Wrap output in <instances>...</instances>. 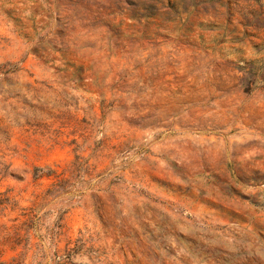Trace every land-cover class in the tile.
Segmentation results:
<instances>
[{"label":"rangeland","instance_id":"1","mask_svg":"<svg viewBox=\"0 0 264 264\" xmlns=\"http://www.w3.org/2000/svg\"><path fill=\"white\" fill-rule=\"evenodd\" d=\"M0 264H264V0H0Z\"/></svg>","mask_w":264,"mask_h":264},{"label":"trees","instance_id":"2","mask_svg":"<svg viewBox=\"0 0 264 264\" xmlns=\"http://www.w3.org/2000/svg\"><path fill=\"white\" fill-rule=\"evenodd\" d=\"M34 170H35V172H37V171L41 170V168H35ZM55 224H57V220H55Z\"/></svg>","mask_w":264,"mask_h":264}]
</instances>
